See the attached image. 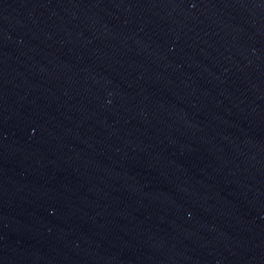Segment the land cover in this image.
Masks as SVG:
<instances>
[{
	"label": "water",
	"instance_id": "95a60500",
	"mask_svg": "<svg viewBox=\"0 0 264 264\" xmlns=\"http://www.w3.org/2000/svg\"><path fill=\"white\" fill-rule=\"evenodd\" d=\"M0 264H264V0H0Z\"/></svg>",
	"mask_w": 264,
	"mask_h": 264
}]
</instances>
